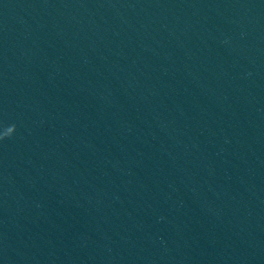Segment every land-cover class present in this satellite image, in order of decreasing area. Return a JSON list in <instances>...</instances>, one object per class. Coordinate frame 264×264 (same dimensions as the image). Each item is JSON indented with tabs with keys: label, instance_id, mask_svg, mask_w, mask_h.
Segmentation results:
<instances>
[{
	"label": "clouds",
	"instance_id": "9594fccd",
	"mask_svg": "<svg viewBox=\"0 0 264 264\" xmlns=\"http://www.w3.org/2000/svg\"><path fill=\"white\" fill-rule=\"evenodd\" d=\"M16 132V125L11 124L4 128V131L2 134H0V140L11 138Z\"/></svg>",
	"mask_w": 264,
	"mask_h": 264
}]
</instances>
